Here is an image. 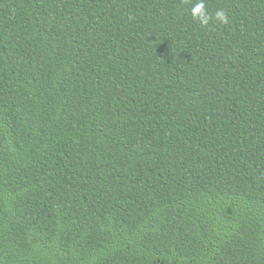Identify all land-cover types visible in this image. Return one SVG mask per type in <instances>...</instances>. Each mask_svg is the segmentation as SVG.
Returning a JSON list of instances; mask_svg holds the SVG:
<instances>
[{
    "label": "trees",
    "instance_id": "trees-1",
    "mask_svg": "<svg viewBox=\"0 0 264 264\" xmlns=\"http://www.w3.org/2000/svg\"><path fill=\"white\" fill-rule=\"evenodd\" d=\"M0 264H264V0H0Z\"/></svg>",
    "mask_w": 264,
    "mask_h": 264
}]
</instances>
